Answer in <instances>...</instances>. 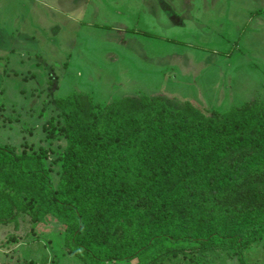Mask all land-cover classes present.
I'll return each mask as SVG.
<instances>
[{"label":"trees","instance_id":"1","mask_svg":"<svg viewBox=\"0 0 264 264\" xmlns=\"http://www.w3.org/2000/svg\"><path fill=\"white\" fill-rule=\"evenodd\" d=\"M65 139L54 186L46 152L0 144V225L48 216L83 264H199L264 240V101L217 116L150 96L55 101Z\"/></svg>","mask_w":264,"mask_h":264},{"label":"rangeland","instance_id":"2","mask_svg":"<svg viewBox=\"0 0 264 264\" xmlns=\"http://www.w3.org/2000/svg\"><path fill=\"white\" fill-rule=\"evenodd\" d=\"M34 1L0 0V144L46 152L54 186L59 97L87 92L105 106L147 95L209 116L264 101V0ZM63 228L53 216L0 225V264H83ZM199 264L243 262L218 252ZM244 264H264V240Z\"/></svg>","mask_w":264,"mask_h":264},{"label":"crops","instance_id":"3","mask_svg":"<svg viewBox=\"0 0 264 264\" xmlns=\"http://www.w3.org/2000/svg\"><path fill=\"white\" fill-rule=\"evenodd\" d=\"M35 1H37V0H35ZM35 1H34V2H35ZM82 1H83V0H82Z\"/></svg>","mask_w":264,"mask_h":264}]
</instances>
